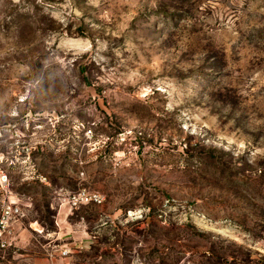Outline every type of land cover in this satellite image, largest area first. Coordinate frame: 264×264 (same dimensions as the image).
I'll use <instances>...</instances> for the list:
<instances>
[{
  "label": "rangeland",
  "instance_id": "1",
  "mask_svg": "<svg viewBox=\"0 0 264 264\" xmlns=\"http://www.w3.org/2000/svg\"><path fill=\"white\" fill-rule=\"evenodd\" d=\"M211 249L264 257V0H0V264Z\"/></svg>",
  "mask_w": 264,
  "mask_h": 264
},
{
  "label": "trees",
  "instance_id": "2",
  "mask_svg": "<svg viewBox=\"0 0 264 264\" xmlns=\"http://www.w3.org/2000/svg\"><path fill=\"white\" fill-rule=\"evenodd\" d=\"M210 252H211L210 260L213 264H227V258H225L226 255L220 257L216 255L214 252H212V249L210 250ZM236 260H238V258H235L233 261L236 262ZM244 264L247 263L244 262ZM253 264H264V257L254 260Z\"/></svg>",
  "mask_w": 264,
  "mask_h": 264
},
{
  "label": "built area",
  "instance_id": "3",
  "mask_svg": "<svg viewBox=\"0 0 264 264\" xmlns=\"http://www.w3.org/2000/svg\"><path fill=\"white\" fill-rule=\"evenodd\" d=\"M94 200L97 201V202H101V201L98 200L97 197H95ZM79 202H80V199H75L74 205H77Z\"/></svg>",
  "mask_w": 264,
  "mask_h": 264
}]
</instances>
